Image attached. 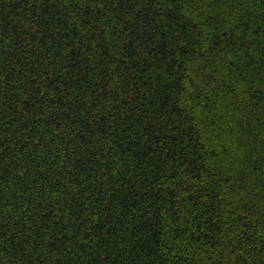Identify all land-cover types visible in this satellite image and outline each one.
<instances>
[{
	"label": "trees",
	"instance_id": "16d2710c",
	"mask_svg": "<svg viewBox=\"0 0 264 264\" xmlns=\"http://www.w3.org/2000/svg\"><path fill=\"white\" fill-rule=\"evenodd\" d=\"M0 264H264V0H0Z\"/></svg>",
	"mask_w": 264,
	"mask_h": 264
}]
</instances>
